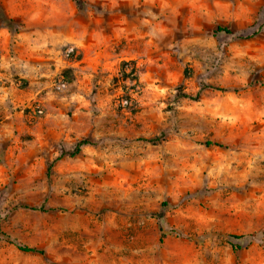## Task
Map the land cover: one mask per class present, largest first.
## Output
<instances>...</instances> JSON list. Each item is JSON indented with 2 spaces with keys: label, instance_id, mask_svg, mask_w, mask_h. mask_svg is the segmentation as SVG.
<instances>
[{
  "label": "rangeland",
  "instance_id": "rangeland-1",
  "mask_svg": "<svg viewBox=\"0 0 264 264\" xmlns=\"http://www.w3.org/2000/svg\"><path fill=\"white\" fill-rule=\"evenodd\" d=\"M0 229V264H264V0H0Z\"/></svg>",
  "mask_w": 264,
  "mask_h": 264
},
{
  "label": "trees",
  "instance_id": "trees-1",
  "mask_svg": "<svg viewBox=\"0 0 264 264\" xmlns=\"http://www.w3.org/2000/svg\"><path fill=\"white\" fill-rule=\"evenodd\" d=\"M219 32H222V33H225V34H230V31L227 29V28H221V27H217L216 28V33H219ZM131 73H133V70H131ZM185 98H189V99H192V100H196L197 97H198V94L195 96V97H191V96H184ZM158 139H161V138H151V139H141L142 141H145V142H148V143H154L156 141H158ZM86 145H89V141L86 140V139H83V140H80L78 141L74 148L70 151V152H67L65 154H62L60 156L63 157V156H68V157H75L77 156L79 153H80V149L81 147L83 146H86ZM205 145L206 146H211V145H216L214 143H211V142H205ZM27 209H30V210H39L41 212H45V210L40 207L39 209H35V208H28L26 207ZM0 236L3 237L7 242H9V237L4 234L1 229H0ZM233 239H238V237H235V236H231ZM16 247V249H18L19 251H22V252H25V253H35V254H43V252L41 250H38V249H34V248H28V247H25V246H20V245H14ZM237 249H238V246H235Z\"/></svg>",
  "mask_w": 264,
  "mask_h": 264
}]
</instances>
